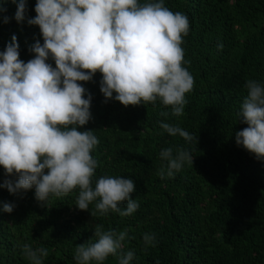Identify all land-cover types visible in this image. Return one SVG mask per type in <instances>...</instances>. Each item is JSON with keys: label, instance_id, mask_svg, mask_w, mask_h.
Returning a JSON list of instances; mask_svg holds the SVG:
<instances>
[{"label": "trees", "instance_id": "trees-1", "mask_svg": "<svg viewBox=\"0 0 264 264\" xmlns=\"http://www.w3.org/2000/svg\"><path fill=\"white\" fill-rule=\"evenodd\" d=\"M18 2L0 0L7 9L0 13V51L15 35L19 59L27 63L36 55L30 46L44 41L39 26L27 22L37 15V0H26L23 22L14 18ZM163 3L174 13H184L190 24L181 45L186 61L182 67L194 85L185 94L182 115H173L172 106L159 98L139 105L124 106L115 99L105 103L99 71L91 81H78L87 89L84 98L92 94L93 117L78 130H92L99 140L91 152L98 164L92 186L101 176L131 178L135 191L130 196L138 209L128 216L111 210L101 216L96 201L88 210L75 205L79 188L60 197L50 195L46 204L36 200L34 187L19 194L0 188V264H31L24 244L47 250L43 264H77V245L95 242L97 225L105 231H127L121 250L103 264H119L120 255L128 251L134 253L130 264H264V160L235 142V133L248 126L238 115L247 96L246 82L264 86V0ZM46 62L56 66L51 55ZM162 121L183 128L197 141L169 135L160 127ZM166 148L173 154L190 150L193 164L162 178L159 173L162 168L166 172L167 161L160 152ZM4 176L0 166V183ZM4 202L15 204L11 213L3 211ZM126 206L127 201L119 205L121 210ZM145 233L155 236L152 245L145 244Z\"/></svg>", "mask_w": 264, "mask_h": 264}, {"label": "clouds", "instance_id": "clouds-1", "mask_svg": "<svg viewBox=\"0 0 264 264\" xmlns=\"http://www.w3.org/2000/svg\"><path fill=\"white\" fill-rule=\"evenodd\" d=\"M6 11L0 4V13ZM26 11V0H19L15 20L23 22ZM35 12L27 22L39 26L44 41L30 46L35 57L27 63L19 59L15 35L0 51V166L5 170L0 188L19 194L34 187L36 200L45 204L50 195L60 197L79 188L75 205L80 210H88L96 201L101 216L110 210L128 216L139 207L130 196L135 191L133 179L101 176L92 186L98 164L91 152L99 140L92 130H78L93 118L92 94L84 98L87 89L78 81H91L99 71L105 103L115 99L124 106L139 105L159 98L172 106L173 115H182L185 94L194 85L193 76L182 67L186 61L181 45L189 32V19L171 11L163 0L145 4L37 0ZM3 19L7 23L9 17ZM50 55L55 67L46 62ZM245 87L247 96L238 115L248 126L235 133V142L264 160V86L248 80ZM160 127L171 136L197 141L179 126L162 121ZM160 157L167 161L166 172L162 168L159 173L162 178L173 177L185 163L193 164L185 148L175 154L172 148L163 149ZM125 201L127 206L121 210L119 205ZM14 207L3 203L4 212L11 213ZM94 236L95 242L77 245V264H103L110 254L117 255L127 231H105L97 225ZM143 239L152 245L155 236L145 233ZM22 250L31 264H43L42 257L48 256L46 249L34 250L28 244ZM133 258L132 251L123 253L119 264H130Z\"/></svg>", "mask_w": 264, "mask_h": 264}]
</instances>
